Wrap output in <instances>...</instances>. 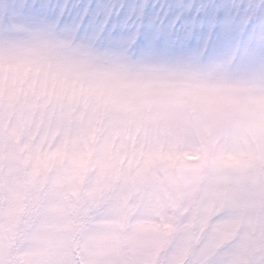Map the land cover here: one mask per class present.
Wrapping results in <instances>:
<instances>
[{
  "label": "clouds",
  "instance_id": "obj_1",
  "mask_svg": "<svg viewBox=\"0 0 264 264\" xmlns=\"http://www.w3.org/2000/svg\"><path fill=\"white\" fill-rule=\"evenodd\" d=\"M0 0V264H264V0Z\"/></svg>",
  "mask_w": 264,
  "mask_h": 264
},
{
  "label": "snow or ice",
  "instance_id": "obj_2",
  "mask_svg": "<svg viewBox=\"0 0 264 264\" xmlns=\"http://www.w3.org/2000/svg\"><path fill=\"white\" fill-rule=\"evenodd\" d=\"M40 6V0H26L21 5L23 9H35ZM116 14L115 9H111L105 0H84L78 12L62 19V23H67L73 27L78 26L81 30L88 28L94 18L106 21L105 27H111L112 16Z\"/></svg>",
  "mask_w": 264,
  "mask_h": 264
}]
</instances>
